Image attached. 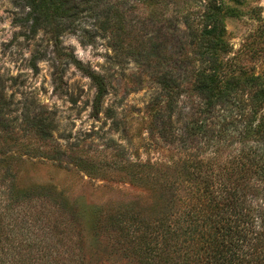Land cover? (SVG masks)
Listing matches in <instances>:
<instances>
[{
  "label": "trees",
  "instance_id": "1",
  "mask_svg": "<svg viewBox=\"0 0 264 264\" xmlns=\"http://www.w3.org/2000/svg\"><path fill=\"white\" fill-rule=\"evenodd\" d=\"M17 2L26 12L16 23L27 37L46 33L55 60L92 81L95 117L103 112L106 81L64 46V36L85 46L109 37L111 48L138 61L161 53L159 94L146 109L152 134L172 156L159 164L112 163L151 194L149 206H77L54 185L21 188L25 160L66 169L65 151L49 143L52 117L28 112L20 123L0 74V264H264V70L243 64L263 59L264 48L235 54L226 26L247 15V0ZM132 2L153 8L148 20L161 22V47L135 35ZM261 10L249 11L260 23ZM44 57L38 51L31 65ZM185 96L195 98L188 112L180 104ZM78 167L105 169L84 158Z\"/></svg>",
  "mask_w": 264,
  "mask_h": 264
},
{
  "label": "rangeland",
  "instance_id": "2",
  "mask_svg": "<svg viewBox=\"0 0 264 264\" xmlns=\"http://www.w3.org/2000/svg\"><path fill=\"white\" fill-rule=\"evenodd\" d=\"M17 1L0 0V74L7 85V95H13L18 107L16 115L20 123L28 112L32 116L54 119V135L49 143L62 146L66 166L65 169L53 161L25 160L20 166L19 186L26 189L54 185L77 206L100 207L117 202L149 206L151 194L132 186L124 173L114 171L111 166L117 157L159 164L161 157L172 156L161 144V139L152 134L146 109L151 99L159 94L154 76L161 72V62L156 61L161 53L155 51L138 61L134 56L111 48L109 37H99L96 45L85 46L76 35L64 36V46L106 81L108 92L103 112L95 117L93 106L97 89L92 81L74 66L55 60L46 33L27 37L28 32L16 23L26 12ZM132 3L135 11L130 14L129 21L133 22L135 35L140 37L139 41L149 43L153 40L155 47H161V22L148 20L153 8ZM256 7L262 9V23L249 15ZM242 10L247 15L226 21L228 40L235 54L243 51L252 55V49L264 48V31L260 29L264 26V0H247ZM246 45L249 47L244 48ZM38 51L46 57L37 61L35 69L31 62ZM243 64L255 68L256 73L264 70V58L245 59ZM194 101L195 98L185 96L180 104L188 112ZM80 158L105 169L96 173L81 170L78 167Z\"/></svg>",
  "mask_w": 264,
  "mask_h": 264
}]
</instances>
